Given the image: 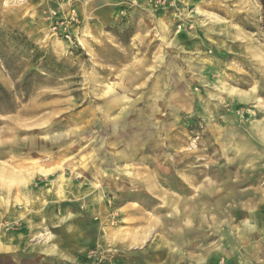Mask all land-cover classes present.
<instances>
[{
  "label": "rangeland",
  "instance_id": "374dc122",
  "mask_svg": "<svg viewBox=\"0 0 264 264\" xmlns=\"http://www.w3.org/2000/svg\"><path fill=\"white\" fill-rule=\"evenodd\" d=\"M0 264H264V0H0Z\"/></svg>",
  "mask_w": 264,
  "mask_h": 264
},
{
  "label": "trees",
  "instance_id": "16d2710c",
  "mask_svg": "<svg viewBox=\"0 0 264 264\" xmlns=\"http://www.w3.org/2000/svg\"><path fill=\"white\" fill-rule=\"evenodd\" d=\"M31 49L37 50V48L35 46H31ZM32 56H33V59H37V58H39V56H41V54H39L38 52H35L34 55H32ZM29 76L27 77L28 79H29ZM28 88H29V83L28 82L27 83H24L23 84V89L25 91H27Z\"/></svg>",
  "mask_w": 264,
  "mask_h": 264
},
{
  "label": "built area",
  "instance_id": "2783aa9c",
  "mask_svg": "<svg viewBox=\"0 0 264 264\" xmlns=\"http://www.w3.org/2000/svg\"><path fill=\"white\" fill-rule=\"evenodd\" d=\"M54 30H55V28H54ZM63 35H64V38H65V39H67V40L70 39L68 34L65 33V34H63Z\"/></svg>",
  "mask_w": 264,
  "mask_h": 264
},
{
  "label": "crops",
  "instance_id": "0c3cea01",
  "mask_svg": "<svg viewBox=\"0 0 264 264\" xmlns=\"http://www.w3.org/2000/svg\"><path fill=\"white\" fill-rule=\"evenodd\" d=\"M6 242V244L8 245V244H11V243H9V242H7V241H5ZM11 247H13V245L11 244Z\"/></svg>",
  "mask_w": 264,
  "mask_h": 264
},
{
  "label": "bare ground",
  "instance_id": "6f19581e",
  "mask_svg": "<svg viewBox=\"0 0 264 264\" xmlns=\"http://www.w3.org/2000/svg\"><path fill=\"white\" fill-rule=\"evenodd\" d=\"M52 239V238H51Z\"/></svg>",
  "mask_w": 264,
  "mask_h": 264
}]
</instances>
